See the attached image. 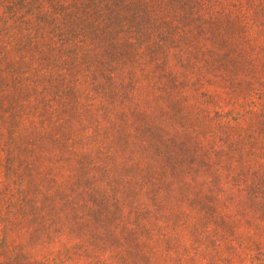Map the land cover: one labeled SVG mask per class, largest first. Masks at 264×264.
<instances>
[{
	"label": "rangeland",
	"instance_id": "374dc122",
	"mask_svg": "<svg viewBox=\"0 0 264 264\" xmlns=\"http://www.w3.org/2000/svg\"><path fill=\"white\" fill-rule=\"evenodd\" d=\"M0 264H264V0H0Z\"/></svg>",
	"mask_w": 264,
	"mask_h": 264
}]
</instances>
